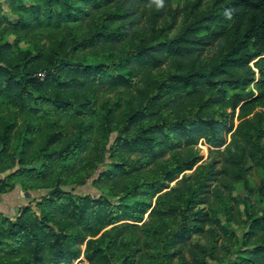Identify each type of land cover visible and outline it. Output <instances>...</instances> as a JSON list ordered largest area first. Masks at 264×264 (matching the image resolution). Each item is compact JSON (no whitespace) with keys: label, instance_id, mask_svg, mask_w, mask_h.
<instances>
[{"label":"trees","instance_id":"1","mask_svg":"<svg viewBox=\"0 0 264 264\" xmlns=\"http://www.w3.org/2000/svg\"><path fill=\"white\" fill-rule=\"evenodd\" d=\"M11 10L14 20L0 15V32L15 35L14 42H0V106L27 119L22 156L36 138L44 141L32 157L40 167L0 179V193L17 183L48 191L35 203L40 215L30 203L14 220L0 212V264H70L81 253L87 263L79 264L216 261L218 241L235 237L227 225L242 219L233 185L220 181L246 185L251 166L264 172V124L241 121L238 129L248 131L237 133L241 140L222 154L223 168L212 160L184 172L201 160L194 150L200 139L212 148L225 143V109L239 106L244 115L264 102V0H218L217 9L171 38L178 10L165 0L162 7L156 0H17ZM166 17L171 22L165 26ZM39 29L45 35L36 36L34 51L14 50L19 38ZM254 69L258 94L252 98ZM103 86L123 88L124 103L98 104ZM97 106L103 110L95 123L90 117ZM60 117L72 122L68 130ZM14 127L6 123L0 154ZM111 131L116 160L100 176L111 188L121 185L119 201L62 189L91 175L103 151L98 146ZM241 205L248 219L245 201ZM248 224L245 257L218 264H264V237L252 241L264 229V211ZM199 234L209 242L197 245L201 255L189 245Z\"/></svg>","mask_w":264,"mask_h":264},{"label":"rangeland","instance_id":"2","mask_svg":"<svg viewBox=\"0 0 264 264\" xmlns=\"http://www.w3.org/2000/svg\"><path fill=\"white\" fill-rule=\"evenodd\" d=\"M164 1V0H163ZM17 0H0V15L7 16L11 19H15V11L11 10L15 7V3ZM24 3L28 4L29 0H23ZM165 3L172 9H177L178 14L174 20L173 28L167 32V37L171 38L175 34L182 31L186 23H189L194 18L198 17L199 15L207 14L218 7V0H165ZM171 20L169 17H166L165 22L163 25L170 24ZM12 31V30H11ZM22 35V32H20ZM205 33V32H202ZM45 35L44 29H39L34 33L27 34L22 38H19V41L15 44L16 47L14 48L15 51L17 49H31L32 51L35 50L37 47V37ZM41 42H44V38ZM15 35L9 31L5 34L0 32V42L2 41H10L14 42ZM252 65V62L250 63ZM164 67L163 69H165ZM255 70V69H254ZM259 76L255 70L254 80L250 84V89L253 90V97H255L258 92L256 89L255 82L258 80ZM124 91L123 88H115V87H99L97 88V99L98 104H102L104 101L109 100V102H113L117 99L121 100L124 103L127 95L122 93ZM134 91V90H133ZM1 100V98H0ZM100 106L96 107L97 112L92 114L90 117L92 122L97 123L98 120L101 118L102 108L99 109ZM225 112L228 115L227 119V129L224 131L225 143L217 148H212L204 139H200L198 143L194 146V150L201 156L200 162L195 164L192 169L186 170L185 174H190L195 172L196 167L198 164H205L209 161H216L218 168H223L225 156L222 155L231 145H236L238 141L241 140V137L237 135V133H246L248 131L247 128L238 129V126L241 124L243 119L252 120L255 122V126L261 122V125L264 124V102L258 101L254 105H252L250 110L244 111V115H240L239 106L234 110L225 109ZM261 119V120H259ZM60 122L65 123V127L68 130L71 126V121H67L66 119L60 117L58 118ZM14 121L15 127L13 128L12 132H10V138L7 142L5 147V151L0 154V179H3L10 173H13L18 168H30L35 167L38 169L40 167V160L38 158L32 159L34 157V152L40 148L43 144L44 136H39L35 139L32 146L29 148L28 152L22 156L21 151L23 147V140H24V131H25V122L27 119L24 117L23 114L18 113L16 109L9 107L7 104H1L0 106V137L4 133V127L6 123ZM255 126L251 127V132L255 131ZM72 128H70L71 130ZM240 130V131H239ZM236 131V132H235ZM239 131V132H238ZM235 132V133H234ZM116 136L115 131H111L108 135L107 139L101 141V145L98 147L103 149L101 153L100 162L95 166L91 175L87 177L83 183L81 184H73L68 186H62V189L71 192L72 194L84 196L90 195L91 197L98 198L100 196L108 198L111 202L116 203L119 201L121 197L120 189L121 185H117L111 188L110 181L102 180L100 174L105 169L109 168L112 163L116 160L114 157L110 156V147L113 143V140ZM264 142V138L261 140ZM1 147V146H0ZM218 151V152H217ZM99 151H96V154ZM93 156V153L88 154ZM171 155L168 154L167 157ZM22 157V158H21ZM21 159V160H20ZM182 174L173 181L170 185H174L177 180L181 178ZM246 185L243 184L241 181H233L228 177H223L221 179V183H231L234 187L232 191V195L235 199L240 203V210L242 219L236 223H230L227 225L229 231L233 232L235 237L231 238L230 236H226L221 238L217 246L213 252V256L216 261L207 259L206 264H218V261H235L238 257H245L246 253L244 252L245 246L243 245V238L244 234L249 232L248 223L251 221L252 218H255L264 211V191L260 194L259 189L261 187V183L264 180V172L258 166H251L249 171L245 175ZM36 185V184H35ZM15 186H20L19 183L15 184ZM21 187V186H20ZM22 192L19 194L20 199L25 201L23 205H20L21 208L24 205L30 203L33 210L36 212L37 215H40L39 210L35 207V203L40 200V198L45 195L48 191L47 189L41 190L35 186L33 188H23L21 187ZM25 193H28V196H25ZM245 201L246 212L248 213V219L245 216V209L244 205L241 203ZM155 202V198L151 200V205ZM217 207V215L222 220L225 219L224 214L221 212V209L218 204H215ZM17 208V209H18ZM150 211V210H149ZM145 213L143 219L147 220L148 213ZM3 213V212H2ZM5 216L9 217L10 219L14 220L15 216L20 214V211H10L7 210L6 213H3ZM246 219V220H243ZM129 223H134L133 221H128ZM109 228V227H108ZM100 235V234H99ZM98 235V236H99ZM264 229H260L256 236H253L252 241L256 240L261 242V238L264 237ZM261 243H264L262 241ZM189 245L191 249H196L199 255H201L200 250L197 248V245L208 246L209 242L204 235H196L192 238ZM85 248V243L81 246V250L83 251ZM184 256H188V249L182 247ZM215 253V255H214ZM80 260L84 263H87L84 260V255L81 253L80 257L70 264H79Z\"/></svg>","mask_w":264,"mask_h":264},{"label":"crops","instance_id":"3","mask_svg":"<svg viewBox=\"0 0 264 264\" xmlns=\"http://www.w3.org/2000/svg\"><path fill=\"white\" fill-rule=\"evenodd\" d=\"M22 192L20 186H15L11 191L6 193H0V212L6 213L7 210L15 211L19 210L20 205H23L25 201L20 199L19 194ZM18 208V209H17Z\"/></svg>","mask_w":264,"mask_h":264},{"label":"clouds","instance_id":"4","mask_svg":"<svg viewBox=\"0 0 264 264\" xmlns=\"http://www.w3.org/2000/svg\"><path fill=\"white\" fill-rule=\"evenodd\" d=\"M156 3L158 6L162 7L163 6V0H156Z\"/></svg>","mask_w":264,"mask_h":264},{"label":"water","instance_id":"5","mask_svg":"<svg viewBox=\"0 0 264 264\" xmlns=\"http://www.w3.org/2000/svg\"><path fill=\"white\" fill-rule=\"evenodd\" d=\"M29 194L28 193H25V196H28Z\"/></svg>","mask_w":264,"mask_h":264}]
</instances>
